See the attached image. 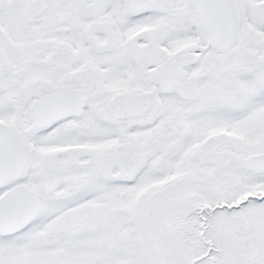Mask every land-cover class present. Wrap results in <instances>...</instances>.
<instances>
[{
	"label": "snow or ice",
	"instance_id": "1",
	"mask_svg": "<svg viewBox=\"0 0 264 264\" xmlns=\"http://www.w3.org/2000/svg\"><path fill=\"white\" fill-rule=\"evenodd\" d=\"M0 264H264V0H0Z\"/></svg>",
	"mask_w": 264,
	"mask_h": 264
}]
</instances>
